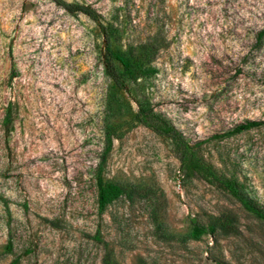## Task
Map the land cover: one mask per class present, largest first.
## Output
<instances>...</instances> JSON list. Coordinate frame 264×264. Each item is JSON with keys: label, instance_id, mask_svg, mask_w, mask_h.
I'll return each instance as SVG.
<instances>
[{"label": "rangeland", "instance_id": "rangeland-1", "mask_svg": "<svg viewBox=\"0 0 264 264\" xmlns=\"http://www.w3.org/2000/svg\"><path fill=\"white\" fill-rule=\"evenodd\" d=\"M74 1L111 27L115 49L157 72L118 89L96 22L51 0H0V264H100L105 250L115 264H264L263 218L182 177L170 141L132 120L135 98L152 101L264 209V122L228 132L264 119V0ZM109 125L117 135L102 177L137 193L98 213L94 172ZM222 214L234 232L186 237L189 217Z\"/></svg>", "mask_w": 264, "mask_h": 264}, {"label": "trees", "instance_id": "trees-1", "mask_svg": "<svg viewBox=\"0 0 264 264\" xmlns=\"http://www.w3.org/2000/svg\"><path fill=\"white\" fill-rule=\"evenodd\" d=\"M53 3L61 7L67 13H81L87 16L92 21L96 22L102 33L103 45L101 50V61L104 66L105 75L108 76L112 84L118 88L125 90L128 83H135L140 78H145L157 72V68L151 63H142L138 59L132 58L128 51L115 49L111 44L112 29L110 26L104 25L100 22L99 13L87 4L79 3L74 0H51ZM264 34V27L261 28L257 34L256 42ZM136 112L132 115V120L139 125L148 127L152 132L164 139L170 141L177 161L178 171L182 177L192 178L200 177L209 184L215 185L226 191L232 198L239 202V204L247 211L255 214L264 220V209L252 203L241 192L240 184L232 178H227L223 174L217 173L214 168L205 162L199 155L198 151L203 141L191 142L159 111H157L152 101L147 98H135ZM12 105L9 104L2 117V125L6 128L11 121ZM264 119L259 120H245L235 125L230 131L239 132L258 126L263 123ZM117 126L109 125L103 132L104 145L99 154V158L95 167V204L96 211L101 213L106 205L112 200L121 196L127 200H131L137 193V189L129 187L120 183L113 182V180L105 181L102 177V169L106 155L112 148L114 135ZM191 227L186 234L188 239H198L201 235L207 234L214 236L216 234H228L234 232L233 219L225 214L220 216H210L206 222L200 221L196 217H189ZM92 238L97 242H102L99 236V230L96 229ZM104 245V243H103ZM5 249H10V241L5 244ZM100 264H115L112 259L111 252L105 250L103 252ZM19 258L16 257L11 261V264H17Z\"/></svg>", "mask_w": 264, "mask_h": 264}]
</instances>
